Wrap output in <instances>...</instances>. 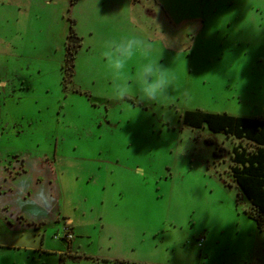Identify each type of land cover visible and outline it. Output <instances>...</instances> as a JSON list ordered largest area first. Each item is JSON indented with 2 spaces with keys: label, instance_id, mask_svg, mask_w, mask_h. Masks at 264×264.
<instances>
[{
  "label": "rangeland",
  "instance_id": "374dc122",
  "mask_svg": "<svg viewBox=\"0 0 264 264\" xmlns=\"http://www.w3.org/2000/svg\"><path fill=\"white\" fill-rule=\"evenodd\" d=\"M188 109L264 119V0H0V264H264L230 172L252 145Z\"/></svg>",
  "mask_w": 264,
  "mask_h": 264
},
{
  "label": "trees",
  "instance_id": "16d2710c",
  "mask_svg": "<svg viewBox=\"0 0 264 264\" xmlns=\"http://www.w3.org/2000/svg\"><path fill=\"white\" fill-rule=\"evenodd\" d=\"M68 36L70 40L66 45V55L69 63L74 59L75 50L71 48V41L78 37L72 25ZM182 120L188 126L207 127L214 133H222L252 145L248 148L243 143H238L232 147L230 172L237 187L250 202L253 212L258 215L259 225H264V119L188 109L182 114ZM223 148L219 147V150Z\"/></svg>",
  "mask_w": 264,
  "mask_h": 264
},
{
  "label": "clouds",
  "instance_id": "9594fccd",
  "mask_svg": "<svg viewBox=\"0 0 264 264\" xmlns=\"http://www.w3.org/2000/svg\"><path fill=\"white\" fill-rule=\"evenodd\" d=\"M143 46V41L141 38L136 36H129L120 41H110L109 49L105 53L109 58V64L112 69L119 70L124 67L125 63L133 59L134 54ZM144 74L154 75L156 78L151 83H144ZM138 76L141 78V92L144 98L154 99L158 94L159 90L167 82L164 73H154L153 63L147 62L142 64L138 69ZM117 95H124L126 93L125 89L119 88L116 90Z\"/></svg>",
  "mask_w": 264,
  "mask_h": 264
},
{
  "label": "built area",
  "instance_id": "2783aa9c",
  "mask_svg": "<svg viewBox=\"0 0 264 264\" xmlns=\"http://www.w3.org/2000/svg\"><path fill=\"white\" fill-rule=\"evenodd\" d=\"M63 236H64L66 239H68V240L72 239V237H73L72 229H71V228H66V227H65V230H64V232H63Z\"/></svg>",
  "mask_w": 264,
  "mask_h": 264
}]
</instances>
